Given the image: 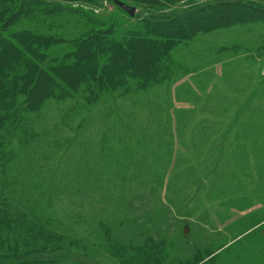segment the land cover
<instances>
[{
    "label": "rangeland",
    "instance_id": "1",
    "mask_svg": "<svg viewBox=\"0 0 264 264\" xmlns=\"http://www.w3.org/2000/svg\"><path fill=\"white\" fill-rule=\"evenodd\" d=\"M5 1L1 81L37 100L0 125V195L43 264H264V0ZM172 38L155 80L105 87Z\"/></svg>",
    "mask_w": 264,
    "mask_h": 264
},
{
    "label": "trees",
    "instance_id": "2",
    "mask_svg": "<svg viewBox=\"0 0 264 264\" xmlns=\"http://www.w3.org/2000/svg\"><path fill=\"white\" fill-rule=\"evenodd\" d=\"M5 2H1V5H0V26L4 25V23L6 22V18H8V13H9L8 10H10V7L6 6V4L9 1H5ZM219 5L222 7L224 6L241 7V8H246V9L249 8L250 10H257L256 8L252 9L253 8L252 5H250L247 2H244V3L243 2H226V0H224ZM191 15L192 13H190V16ZM149 22L156 23L157 21L150 20ZM5 26L6 25H4L3 28H5ZM223 26H225V24ZM1 30L0 32L2 33ZM13 35L16 37L15 33H11L10 35L5 36V37L4 36L2 37L0 35V42L2 43V45H0V51L5 48H10L14 50L15 52L17 51L13 42L10 41L12 40ZM162 37L164 38V36ZM164 40L151 41L154 43V45H151L148 43L151 47H154V53H156L155 57L152 59L150 69L146 70V72L138 71V76H137V71L111 73L110 75H108L106 79L107 82H104L105 87L106 86L114 87L117 85L122 86L124 83L129 81L127 78L137 79L138 77L140 78V81L142 79L145 80L146 78H148V80L149 79L155 80L157 75L162 74V68H163L162 64H163V61L166 59V57L164 56H166L165 53L167 52L168 46L175 42L173 38L168 39L166 41ZM146 42H150V41L147 40ZM87 46L88 45L85 44L84 47L87 48ZM30 50H31V47H30ZM39 54H33V55L39 56ZM90 54H92V52ZM20 57L21 55L19 56V58ZM112 59H113V56H112ZM27 60H28L27 57L23 58L22 65L27 66L31 74L30 78H32L34 75L33 70L34 68H37L36 65L38 64H35L31 60L29 61ZM131 60L133 61V65L138 64V66H140L141 64L140 62H136L134 58ZM132 61L129 64H132ZM95 63L98 67L97 60H95ZM47 65L50 67V69L54 70L53 69L54 67H52L49 64ZM142 66L147 68V66L145 65H142ZM3 68H5V66H1L0 70ZM18 68L19 69H15V70H18L20 74H22L23 76H26V75L29 76V73L26 72L25 69L22 68V66ZM37 73H38V77L42 78L46 82H47V79H51L49 75H47L44 72H41L40 70H37ZM1 74L2 72H0V75ZM9 75L7 76V79H10V80L9 81L6 80L7 84H6V81H1L2 75L0 76V85L1 84L3 85L2 89H0V125L1 123L4 124L8 121H9L8 123H10V121L12 122L8 131L7 130L4 131L6 132V134L7 132L10 133L12 131L11 127L16 122V120H13L14 117L12 116L15 114V104L17 100L19 98H21L20 100L23 99V103L25 104L27 111H31V107L36 102L35 100H37L31 96L30 88H27V87L20 88L18 85L16 86V82L18 79L16 78L15 75L14 76H9ZM145 75H147V77H145ZM51 94L52 92L46 93V95H51ZM54 94H56V92ZM6 102H9V105H7ZM4 110H6V112H2ZM2 159H3V154H1L0 156V161ZM0 169L2 170V167ZM24 211L25 210H23L22 208H19L17 205H14L8 202L7 199H5L3 195H0V264H43L41 259H39L37 256L43 254L46 248V245L51 242V240H49L50 236H46L42 234L41 231H37L38 227L42 228V226H46V225L38 223V221L36 220H29L27 218V214H24ZM57 240H58L57 238L53 240L54 245L57 246L56 249H60V245Z\"/></svg>",
    "mask_w": 264,
    "mask_h": 264
},
{
    "label": "water",
    "instance_id": "3",
    "mask_svg": "<svg viewBox=\"0 0 264 264\" xmlns=\"http://www.w3.org/2000/svg\"><path fill=\"white\" fill-rule=\"evenodd\" d=\"M112 2L118 6L119 8L123 9L124 11H126L127 13H129L131 16L134 15V9L131 7H128L127 5L121 3L120 1L117 0H112Z\"/></svg>",
    "mask_w": 264,
    "mask_h": 264
}]
</instances>
